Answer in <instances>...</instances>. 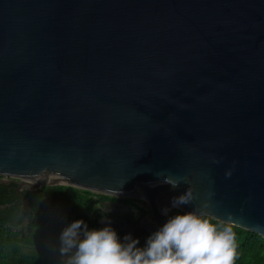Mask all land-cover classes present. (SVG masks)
<instances>
[{"label": "water", "instance_id": "1", "mask_svg": "<svg viewBox=\"0 0 264 264\" xmlns=\"http://www.w3.org/2000/svg\"><path fill=\"white\" fill-rule=\"evenodd\" d=\"M12 182L143 199L157 228L190 186L176 209L264 238V0H0Z\"/></svg>", "mask_w": 264, "mask_h": 264}, {"label": "clouds", "instance_id": "2", "mask_svg": "<svg viewBox=\"0 0 264 264\" xmlns=\"http://www.w3.org/2000/svg\"><path fill=\"white\" fill-rule=\"evenodd\" d=\"M226 175H231L230 170ZM173 187L179 180L167 181ZM194 199L189 186L171 200V208L188 204ZM171 213L141 245L139 237L126 233L121 237L107 223L100 228H89L83 218L67 223L59 233L61 255H67L65 264H234L236 256L235 233L231 226L218 227L205 209Z\"/></svg>", "mask_w": 264, "mask_h": 264}, {"label": "trees", "instance_id": "3", "mask_svg": "<svg viewBox=\"0 0 264 264\" xmlns=\"http://www.w3.org/2000/svg\"><path fill=\"white\" fill-rule=\"evenodd\" d=\"M92 194L73 187L47 185L19 193L16 184L0 183V264H65L58 259L60 241L56 234L75 219L83 218L86 222L85 212L97 215ZM23 199L30 201V209ZM26 217L28 222L24 224ZM210 219L218 227L227 225ZM99 226L100 222L95 220L89 228ZM231 227L236 244L234 264H264V238Z\"/></svg>", "mask_w": 264, "mask_h": 264}, {"label": "flooded vegetation", "instance_id": "4", "mask_svg": "<svg viewBox=\"0 0 264 264\" xmlns=\"http://www.w3.org/2000/svg\"><path fill=\"white\" fill-rule=\"evenodd\" d=\"M10 184L15 183L12 182ZM93 194L90 198L97 202V215L93 217L94 213L90 214L89 212H85L88 227L93 225L95 220L100 222L98 228L110 223L121 237L126 233H131L134 237H139L141 245L144 243L146 237L157 229L155 217L147 201L139 198L109 195L101 198V196ZM125 209L128 210L126 211ZM170 211L171 213L181 212L176 208H171ZM147 228H151V231ZM56 235L59 239V233ZM59 255L60 257L58 259L61 262L67 260V255H61V253Z\"/></svg>", "mask_w": 264, "mask_h": 264}]
</instances>
